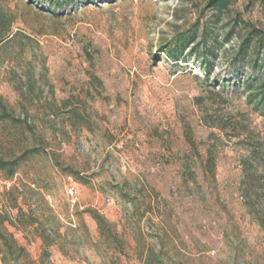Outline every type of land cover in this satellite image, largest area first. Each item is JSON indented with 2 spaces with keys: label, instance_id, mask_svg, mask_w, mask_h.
<instances>
[{
  "label": "rangeland",
  "instance_id": "obj_1",
  "mask_svg": "<svg viewBox=\"0 0 264 264\" xmlns=\"http://www.w3.org/2000/svg\"><path fill=\"white\" fill-rule=\"evenodd\" d=\"M206 3L0 0V159L31 152L0 210L39 220L6 225L18 264H264V49L235 23L264 29V0Z\"/></svg>",
  "mask_w": 264,
  "mask_h": 264
},
{
  "label": "trees",
  "instance_id": "obj_2",
  "mask_svg": "<svg viewBox=\"0 0 264 264\" xmlns=\"http://www.w3.org/2000/svg\"><path fill=\"white\" fill-rule=\"evenodd\" d=\"M45 6L48 7L49 12L52 14H57L59 11L65 10L71 5H74L78 1H83L87 3H94L96 0H40ZM234 0H207L205 5V9L212 12L221 13L223 11L231 12V5ZM237 25H241L245 31V39L242 41V44L239 49L240 55L245 59L248 55V52H255L256 45L260 48L264 49V29L257 27L255 24L251 22H247L243 19L238 18L235 21ZM233 33V30L230 32ZM229 33V34H230ZM230 34V35H231ZM191 39H179L177 42L179 43L181 50L183 51L186 43H189ZM229 41V39H228ZM169 56L175 57L176 52H168ZM251 65L253 68H257L264 71V58L263 60H254ZM250 87V84H248ZM250 101L255 103L256 108L260 110H264V77L261 79L260 84L253 94H249ZM2 103V99L0 98V104ZM3 115L7 116L6 113ZM31 152L25 151L18 159L13 161H4L0 159V171H8L9 176H14L15 167L19 162L28 157ZM15 189H20L14 188ZM13 191V189L11 190ZM15 206L12 209L18 208V213L15 216H12L9 212H4L0 210V254L2 256L1 260L5 264L7 259H10L11 262L18 264L21 261L27 260V250L24 246L18 244L17 240L13 233H10L7 229L6 225H10L15 228H26L34 226L37 221H39L35 216H33L29 211L25 212L22 208L16 206L17 198L14 199ZM94 219L98 224L100 230L103 234H106L109 230V225L106 220L100 215L94 214ZM40 228H44V224H38L37 230ZM45 231V230H44ZM45 233V232H44ZM41 234V239L43 241L44 247L51 246V242L48 241L49 236H45V234Z\"/></svg>",
  "mask_w": 264,
  "mask_h": 264
},
{
  "label": "built area",
  "instance_id": "obj_3",
  "mask_svg": "<svg viewBox=\"0 0 264 264\" xmlns=\"http://www.w3.org/2000/svg\"><path fill=\"white\" fill-rule=\"evenodd\" d=\"M68 192H69V195L72 196V197H73L74 194H75L73 188H69V189H68Z\"/></svg>",
  "mask_w": 264,
  "mask_h": 264
}]
</instances>
